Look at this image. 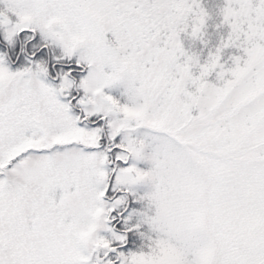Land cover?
<instances>
[{
  "label": "snow or ice",
  "instance_id": "obj_1",
  "mask_svg": "<svg viewBox=\"0 0 264 264\" xmlns=\"http://www.w3.org/2000/svg\"><path fill=\"white\" fill-rule=\"evenodd\" d=\"M217 15L0 0V264H264V0Z\"/></svg>",
  "mask_w": 264,
  "mask_h": 264
},
{
  "label": "rangeland",
  "instance_id": "obj_2",
  "mask_svg": "<svg viewBox=\"0 0 264 264\" xmlns=\"http://www.w3.org/2000/svg\"><path fill=\"white\" fill-rule=\"evenodd\" d=\"M201 1L203 2L204 0ZM204 5L208 9H212L213 14L216 15L219 11V8L222 7L223 5V0H206ZM216 23H218V16L217 18L209 19L207 22V29H206L207 39L210 41L211 44H215L218 41L220 35H222V32L215 28ZM196 47L199 48L200 46L196 45Z\"/></svg>",
  "mask_w": 264,
  "mask_h": 264
},
{
  "label": "trees",
  "instance_id": "obj_3",
  "mask_svg": "<svg viewBox=\"0 0 264 264\" xmlns=\"http://www.w3.org/2000/svg\"><path fill=\"white\" fill-rule=\"evenodd\" d=\"M205 1H206V0H204L203 2L201 1V3H202V5L206 8L207 11L210 10V11H208L209 14H210V17H211V18H217V16H218L217 14H218V13H217L216 15H214V14H213V10H212V9H208V8L204 5ZM218 2H219V1H218ZM211 18H210V19H211ZM137 243H138V242H137Z\"/></svg>",
  "mask_w": 264,
  "mask_h": 264
}]
</instances>
